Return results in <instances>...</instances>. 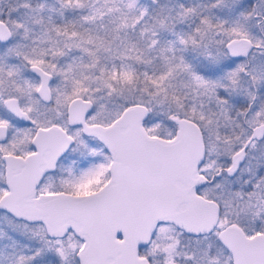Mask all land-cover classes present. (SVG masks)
<instances>
[{"label": "snow or ice", "instance_id": "obj_1", "mask_svg": "<svg viewBox=\"0 0 264 264\" xmlns=\"http://www.w3.org/2000/svg\"><path fill=\"white\" fill-rule=\"evenodd\" d=\"M0 264H264V0H0Z\"/></svg>", "mask_w": 264, "mask_h": 264}]
</instances>
